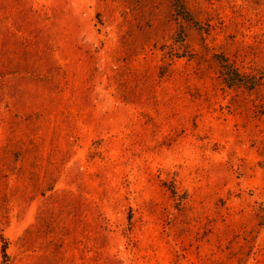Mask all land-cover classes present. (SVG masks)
Instances as JSON below:
<instances>
[{
  "label": "rangeland",
  "instance_id": "obj_1",
  "mask_svg": "<svg viewBox=\"0 0 264 264\" xmlns=\"http://www.w3.org/2000/svg\"><path fill=\"white\" fill-rule=\"evenodd\" d=\"M0 264H264V0H0Z\"/></svg>",
  "mask_w": 264,
  "mask_h": 264
},
{
  "label": "trees",
  "instance_id": "obj_2",
  "mask_svg": "<svg viewBox=\"0 0 264 264\" xmlns=\"http://www.w3.org/2000/svg\"><path fill=\"white\" fill-rule=\"evenodd\" d=\"M219 63L222 68V72L224 74L225 82L228 86L242 84L243 80L241 79V75L237 70L233 69V67L226 62V60L221 57L219 58ZM2 254L5 257L4 250H2Z\"/></svg>",
  "mask_w": 264,
  "mask_h": 264
}]
</instances>
